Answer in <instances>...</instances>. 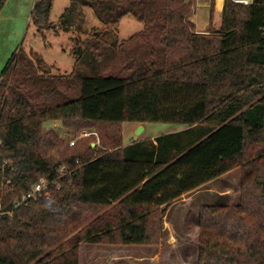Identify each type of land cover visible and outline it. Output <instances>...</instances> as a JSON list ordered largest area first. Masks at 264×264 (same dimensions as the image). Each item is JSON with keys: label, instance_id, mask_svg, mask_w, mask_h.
I'll list each match as a JSON object with an SVG mask.
<instances>
[{"label": "trees", "instance_id": "obj_1", "mask_svg": "<svg viewBox=\"0 0 264 264\" xmlns=\"http://www.w3.org/2000/svg\"><path fill=\"white\" fill-rule=\"evenodd\" d=\"M36 2L32 12L41 23L53 0ZM78 2L106 27L131 14L142 29L119 42L97 38L76 46L77 59L94 73L79 77L74 95V73L46 75L27 54L25 65L12 55L4 66L0 187L9 177L13 188L0 190V264H80L85 244L148 254L136 252V264H179L174 252L157 253L164 213L182 194L237 167L238 200L200 208L197 264H264V0H224L219 26L207 34L189 20L194 0ZM49 120L68 136L82 127L96 135L70 145L44 127ZM123 121L188 127L157 136L155 145L120 147ZM94 136L100 149L111 150L92 156ZM40 177L56 183L49 196L14 208Z\"/></svg>", "mask_w": 264, "mask_h": 264}, {"label": "rangeland", "instance_id": "obj_2", "mask_svg": "<svg viewBox=\"0 0 264 264\" xmlns=\"http://www.w3.org/2000/svg\"><path fill=\"white\" fill-rule=\"evenodd\" d=\"M78 1L53 0L47 20L38 23L36 22L37 15L32 12L36 0H5L0 9V73L12 55L17 58L15 62L19 66L23 62L25 65L27 54L33 59L36 68L46 75L67 77L74 73L72 77L75 78L76 83H71V79L69 80V84L74 88L71 94L74 95L77 93V88L79 91V77L94 73L89 64L77 59V53L74 52L76 46L82 49L88 41L97 38L105 42L115 38L119 42L142 29V23L131 14H127L122 17L114 31L113 27L102 25L90 8L80 7ZM203 3L204 6H202ZM212 8L214 9V0H194L189 20L196 25L197 30L207 29L209 33L219 26L221 14L216 15L214 12L211 14ZM70 22L73 23L68 30H63V27ZM114 51L113 59L118 66L121 62V52L119 48H115ZM36 57H40L41 62H38ZM104 65V61H101L98 73L102 72ZM136 124L129 121L121 122L119 132L123 143L121 142L120 147L130 143L153 140L143 139L145 136L170 134V132L181 131L188 127L182 123L163 121H147L137 126ZM139 126H142L144 131L136 134ZM44 127L54 129L65 140L78 136L81 131L94 130L82 127L76 135L68 136L59 121H45ZM88 142L93 148L92 156L99 154L100 150H111L108 149L111 147L104 145L106 148L100 149L97 137L89 139ZM239 174L240 170L237 167L228 176L223 175L210 185L206 184L182 194L170 205L163 216V239L157 253L171 251L174 252L173 255L179 264H197V225L200 208L206 205L236 202L240 189ZM226 181L232 188H222V185L228 183H224ZM213 185L219 188L208 191V187ZM227 189H229L228 193ZM218 192L225 194V197H220ZM116 248H120L117 253ZM136 252L140 256H148L136 248L126 246L85 244L80 247V264H136L132 262L137 261ZM157 256L153 258L156 259ZM166 262L168 261L166 260L165 264Z\"/></svg>", "mask_w": 264, "mask_h": 264}, {"label": "built area", "instance_id": "obj_3", "mask_svg": "<svg viewBox=\"0 0 264 264\" xmlns=\"http://www.w3.org/2000/svg\"><path fill=\"white\" fill-rule=\"evenodd\" d=\"M235 3H240V4H249L252 0H233ZM90 135H96L95 132H86V131H81L78 136L71 138L69 140V144L72 145L74 142L81 137H86ZM1 144V140H0ZM4 164L7 165V168L10 169V171H14L13 163L11 160H5ZM4 182H1V187L0 190L5 191V192H11L12 191V185H11V179L9 177H6ZM51 184H56L55 181H50L45 177H40L35 183L32 184V186L26 191L20 193L18 197L15 198L13 202V207L18 208L21 206H26L30 203L31 200L36 199L41 196L48 197L49 196V186ZM58 187V185H57ZM2 213V210H0V214Z\"/></svg>", "mask_w": 264, "mask_h": 264}, {"label": "crops", "instance_id": "obj_4", "mask_svg": "<svg viewBox=\"0 0 264 264\" xmlns=\"http://www.w3.org/2000/svg\"><path fill=\"white\" fill-rule=\"evenodd\" d=\"M223 4H224V0H222V2H221V5L219 6V8L216 6L217 4H216V0H214V13H216V15H220L221 14V11H222V8H223ZM205 4L203 3L202 4V6H204ZM195 25V24H194ZM195 27H196V25H195ZM195 30H196V32H198V33H204V34H207L208 33V30L207 29H202V30H200L199 31V29L197 30L196 28H195ZM126 39V38H125ZM137 125H140V124H136V126ZM142 131H144V128H143V130ZM179 131V130H178ZM170 133H172V132H170ZM162 135V134H161ZM157 136H159V135H151V136H149V137H147V136H145V137H143V139H148V138H151V139H153L152 141H153V143L154 144H156V141L154 140ZM234 170V169H233ZM232 171V170H231ZM231 171H229L228 173H225L224 174V176H228L229 175V173L231 172ZM221 177H223V175L221 176ZM220 177V178H221ZM216 181V180H215ZM214 181V182H215ZM228 181H226V182H224V183H227ZM209 188V190L208 191H214L213 190V188H219L218 186L217 187H215L214 185L213 186H210V187H208ZM222 188H232L231 186H230V184H229V182L227 183V184H224V185H222ZM226 192L228 193L229 192V189H227L226 190ZM219 193V195H220V197H225V194H220V192H218Z\"/></svg>", "mask_w": 264, "mask_h": 264}, {"label": "water", "instance_id": "obj_5", "mask_svg": "<svg viewBox=\"0 0 264 264\" xmlns=\"http://www.w3.org/2000/svg\"><path fill=\"white\" fill-rule=\"evenodd\" d=\"M36 5H37V2H36V4H35V6H36ZM142 130H143L142 126H139V127L137 128L136 134H139Z\"/></svg>", "mask_w": 264, "mask_h": 264}]
</instances>
